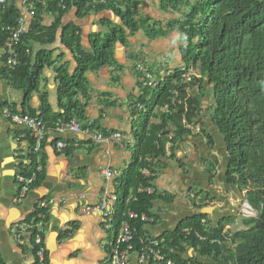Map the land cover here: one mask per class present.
Instances as JSON below:
<instances>
[{
	"label": "crops",
	"instance_id": "crops-1",
	"mask_svg": "<svg viewBox=\"0 0 264 264\" xmlns=\"http://www.w3.org/2000/svg\"><path fill=\"white\" fill-rule=\"evenodd\" d=\"M20 13L23 9L20 0H13ZM162 0H134L136 19L158 22L162 26L169 21L179 20L185 13L184 6L177 12L163 10ZM193 0H183L192 2ZM32 17L25 23L30 28ZM55 22L51 14L40 17V25L48 29ZM60 27L73 28L82 52L90 54L96 40L112 30H121L123 41L112 43L111 57L107 64L83 75L85 82L81 91L70 100L59 99V81L64 74L68 77L76 73V63L72 52L66 47ZM54 39L49 44L29 43L30 55L46 52L50 54V64L41 69L36 92L28 96L12 85L0 80V261L2 264H34V246L31 237L25 234L24 243L18 244L11 233L14 224L30 223L36 215L43 214V244L46 250V264H108V247L114 235L104 228V218L98 211L84 214L86 207L100 203L104 193L116 194L122 174L131 164V150L135 142L132 131L136 127L138 111L135 101L147 86L135 66L143 69L154 78L162 79L169 71L183 66L179 49L183 46L180 36L170 32L164 38L148 39L141 29L130 32L124 27L119 16L111 10L98 13H80L71 8L60 20ZM74 28V29H75ZM0 49V69L3 65ZM209 106L202 101V129L206 135L187 137L174 158L164 160V167L155 173L149 185L157 192L164 193L152 201L150 209L155 223L137 225L138 235L161 237L171 234L182 223L195 215H205L210 227L215 228L231 216L229 194L238 191L229 185L228 155L223 138L210 121L212 97H207ZM82 109L83 116L74 114L80 129L97 131L101 134L119 132L128 137L127 142H112L93 145L81 133L65 131L57 134L54 122L46 119V134L42 150L38 156L31 155L33 141L29 131L12 124L3 116L5 110L21 116L39 117L42 110L50 115L63 118L67 104ZM207 103V102H206ZM206 111H203L204 108ZM193 134H197L192 130ZM62 143L63 147H58ZM77 146H74V145ZM167 151L166 156L168 157ZM41 180L31 187L21 202L16 201L18 187L16 176L34 171ZM116 173L106 179L102 172ZM144 171V170H143ZM142 172V171H141ZM218 185L221 193H218ZM131 190V189H130ZM132 194V193H131ZM199 197H198V195ZM210 199L201 207L200 198ZM197 195V198H194ZM210 202L220 207L211 209ZM131 204V203H130ZM195 206H199V209ZM204 211L205 213H201ZM199 213V214H198ZM220 214V216H218ZM227 228V226L225 227ZM178 255L184 261L196 260L210 264L193 249L183 246ZM129 264H139L132 255Z\"/></svg>",
	"mask_w": 264,
	"mask_h": 264
},
{
	"label": "trees",
	"instance_id": "trees-1",
	"mask_svg": "<svg viewBox=\"0 0 264 264\" xmlns=\"http://www.w3.org/2000/svg\"><path fill=\"white\" fill-rule=\"evenodd\" d=\"M105 2L95 9H87L84 0H35L36 11L30 28L15 48L17 66L10 69L6 57L2 56L0 80L9 82L26 96L37 91L41 69L51 63L50 54L30 55L29 43H51L61 18L71 8L87 14L111 10L126 29L130 32L141 29L151 40L164 38L170 32L178 33L183 43L179 49L183 66L194 69L197 77L183 84L178 70L174 69L154 88H144L135 101L136 106H142L135 111L136 127L131 133L135 145L131 150V164L122 174L117 191L120 199L130 196L136 200L129 206L120 204L118 214L130 209L154 217L149 212L152 201L159 196L136 193L140 185L149 186V180L141 171H159L164 167V160L174 158L175 151L187 137L206 135L198 119L202 101L212 97L210 121L225 144L228 183L239 192H245L244 201L255 217L243 219L245 229L231 233L225 227L233 224L235 217L226 218L211 228L205 215H195L173 233L161 236L164 255L174 264H203L196 260L184 261L178 256L186 246L210 264H264V0H162L161 8L165 11L177 12L183 6L186 9L179 20L169 21L164 26L136 19L134 0ZM43 14L55 17L48 29L40 25ZM19 15L13 0H0V49L7 36L5 27L14 25ZM60 28L63 38L70 35L65 45L73 54L76 73L60 78L59 99L70 100L76 96L75 90L85 97L84 73L109 62L112 43L123 41L122 31L112 30L103 35L96 40L93 51L86 54L80 49L75 33L78 30ZM65 108L63 118L45 110L39 118L45 124L46 119L54 122L70 120L72 114L83 116L82 109L76 105L69 103ZM195 127L199 132L194 135L190 128ZM40 180L38 175L37 181ZM208 199L207 194L200 198L201 207ZM137 225L133 224L135 228Z\"/></svg>",
	"mask_w": 264,
	"mask_h": 264
},
{
	"label": "built area",
	"instance_id": "built-area-1",
	"mask_svg": "<svg viewBox=\"0 0 264 264\" xmlns=\"http://www.w3.org/2000/svg\"><path fill=\"white\" fill-rule=\"evenodd\" d=\"M35 0H20L19 4L23 9V13H20L14 25L5 27L4 31L7 36L4 41L3 51L6 57V64L10 69H14L17 66V53L16 46L20 43V39L28 32V27L25 23L27 17H32L36 11V7L33 4ZM87 9H95L101 5H105V0H84ZM42 4V3H41ZM136 70L141 74L143 83L150 88H154L160 81L155 79L150 73H148L143 66L137 65ZM182 79L183 84H189L193 77H197V73L194 69L182 66L177 69ZM173 71H169L171 74ZM176 95V93H174ZM137 109H142V106L138 105ZM3 116L6 120L12 124L26 128L31 134L33 145L31 147V155L38 156L42 150L44 137L46 134V126L39 117L33 116H21L14 114L11 111L5 110ZM191 130L198 132V127ZM54 131L57 134H63L65 131H71L74 133H81L85 140L93 145H99L102 143L112 142L115 144L125 143L128 137L119 132H112L106 135L97 131H91L88 129H80L74 119L70 120H58L54 125ZM58 147H63L62 143L57 144ZM74 146H77L76 144ZM41 171V167L36 165L34 171H31L29 175L19 174L16 176V184L18 187V193L16 201L21 202L31 187L36 183L37 176ZM106 179H112L116 173L111 170H104L102 172ZM141 175L151 181L155 178V173L152 171L144 170ZM136 193L139 195H146L149 197L159 196L164 197L165 194L157 192L153 187L140 185ZM136 199L127 196L124 199H120L116 194L104 193L100 203L96 206L86 207L83 212L86 215L91 214L94 211H98L104 218V228L109 233L114 235L113 240L108 247V264H129L130 257L135 255L139 264H174L166 259L164 255L165 248L163 247L164 240L161 237H153L149 235H138L136 228L133 224L140 225H153L155 219L152 216H148L143 213H137L130 209L123 211L121 215L118 214L120 204L129 206L132 201ZM246 211H253L246 203ZM43 214L35 216V219L30 223L14 224L11 228V233L18 244L24 243L23 237L25 234L30 235L31 243L34 246V264H46V250L43 244Z\"/></svg>",
	"mask_w": 264,
	"mask_h": 264
},
{
	"label": "rangeland",
	"instance_id": "rangeland-1",
	"mask_svg": "<svg viewBox=\"0 0 264 264\" xmlns=\"http://www.w3.org/2000/svg\"><path fill=\"white\" fill-rule=\"evenodd\" d=\"M138 65H142V64H138ZM136 68V66H135ZM209 97V96H208ZM205 100V105L209 106V100L208 99H204ZM207 102V103H206ZM207 108L205 107L203 109V111H206ZM211 114V111H210ZM217 190L219 191L218 193H221V187L218 185ZM234 195L229 194L228 197L230 198V206H229V210H230V214L231 216H234V222L233 224L227 226V228H225L226 230H230L231 233H235L238 232L240 230H244V226L242 225L241 221L245 218H253L255 217V214L252 213L251 211H246V203L244 201V193L245 192H239V191H233ZM208 205H210L209 207L211 209H214L215 207L218 208L220 207L219 204L215 203V202H210L208 203ZM222 208V207H220ZM218 216H220V214H218ZM213 217V216H212ZM209 217L210 221L211 218Z\"/></svg>",
	"mask_w": 264,
	"mask_h": 264
},
{
	"label": "water",
	"instance_id": "water-1",
	"mask_svg": "<svg viewBox=\"0 0 264 264\" xmlns=\"http://www.w3.org/2000/svg\"><path fill=\"white\" fill-rule=\"evenodd\" d=\"M215 129H217L216 127H214ZM217 131H218V129H217ZM218 133H219V131H218ZM219 135H220V133H219ZM221 136V135H220ZM222 137V136H221ZM201 213H205L204 211H202V212H200V214ZM199 214V213H198Z\"/></svg>",
	"mask_w": 264,
	"mask_h": 264
},
{
	"label": "clouds",
	"instance_id": "clouds-1",
	"mask_svg": "<svg viewBox=\"0 0 264 264\" xmlns=\"http://www.w3.org/2000/svg\"><path fill=\"white\" fill-rule=\"evenodd\" d=\"M136 69V68H135ZM138 106V105H137ZM137 106H136V108H137ZM141 106V105H140ZM139 110V109H138ZM141 110V109H140Z\"/></svg>",
	"mask_w": 264,
	"mask_h": 264
}]
</instances>
